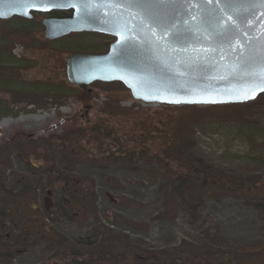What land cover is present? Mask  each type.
Wrapping results in <instances>:
<instances>
[{"label": "rangeland", "instance_id": "obj_1", "mask_svg": "<svg viewBox=\"0 0 264 264\" xmlns=\"http://www.w3.org/2000/svg\"><path fill=\"white\" fill-rule=\"evenodd\" d=\"M35 16L0 21V264H60L63 250L80 261L113 249L133 264L136 255L190 247L241 249L240 264H264V97L186 114L136 102L120 83L79 90L67 80L69 56L104 55L115 39L81 33L48 41L44 16ZM162 111L182 121L174 131L180 148L160 154L159 140L149 145L160 162L109 163L90 137L68 147L57 127L68 118L91 127L104 120L121 134L131 132L130 115ZM20 133L31 143H3ZM196 161L257 188V196L193 194L180 183V163ZM22 178L32 180L35 193L17 207L11 190ZM64 178L82 185V204L73 209L56 203ZM34 221L46 233L34 230Z\"/></svg>", "mask_w": 264, "mask_h": 264}, {"label": "water", "instance_id": "obj_2", "mask_svg": "<svg viewBox=\"0 0 264 264\" xmlns=\"http://www.w3.org/2000/svg\"><path fill=\"white\" fill-rule=\"evenodd\" d=\"M35 15L44 16L48 41L115 39L104 55L69 56L67 80L79 90L120 83L134 101L166 107L244 105L264 95L245 98L264 73V0H0V21Z\"/></svg>", "mask_w": 264, "mask_h": 264}, {"label": "trees", "instance_id": "obj_3", "mask_svg": "<svg viewBox=\"0 0 264 264\" xmlns=\"http://www.w3.org/2000/svg\"><path fill=\"white\" fill-rule=\"evenodd\" d=\"M53 18H68L71 16L70 12H53L51 14ZM35 20V19H34ZM85 94V93H84ZM264 97V95L259 98ZM84 100V99H82ZM236 107V106H232ZM230 106L222 107H205L210 111L223 109L230 110ZM120 108V107H119ZM118 108V110H119ZM170 110V108H167ZM193 107H179L178 111H183L186 114L192 112ZM162 111L158 112L157 116H149L141 114H132L130 118L136 119L132 121L131 132L118 133L113 127L109 129L104 125V120L100 121L94 126L78 125L72 119H64L57 125L64 131L62 134L63 144L74 143L78 139L84 137H90L96 144L98 150L104 155L105 160L109 163H125L132 164L137 161H144L147 163L160 162L158 156L153 155L149 149V145L159 140L160 143L158 150L160 154H166L167 151H174V149L180 148L179 135L176 131L177 125H180L179 117L174 115H165ZM156 117V118H155ZM80 121V120H79ZM179 122V123H178ZM76 139V140H75ZM30 137H24L23 134H16L11 138L4 139L3 143L6 146L16 145L24 143H31ZM48 142V141H45ZM69 142V143H68ZM64 146V145H63ZM67 147V148H68ZM80 154L76 153V156ZM160 158V157H159ZM160 160L165 166H168L167 162L163 159ZM182 164L183 172L181 174V184L189 186L193 194L201 193L206 196H217L225 193L234 197H249L257 196L258 189L255 187H249L246 183L242 182L239 178L229 175V172L212 171L204 166L201 161H196L195 165L186 163ZM180 170H178L179 172ZM181 172V171H180ZM60 185L56 191V203L59 207L65 205L68 209H73L76 206H80L82 202H79L76 198V193L82 188L79 181L75 178H64L59 181ZM13 193L17 192L18 198L14 200L17 207H22L24 200L29 196L33 197L35 193L34 184L31 179H18L11 190ZM41 223V221H40ZM34 230L39 233H46L42 224H37L35 221L30 224ZM61 251V250H60ZM62 255H57L56 259L62 264H127L124 258L125 253H117L114 251H105L94 257H89L83 260L79 259V255L71 253L67 255L68 251L63 250ZM241 249L221 251L210 248H193L178 249L175 251H161L158 253H151L149 255H136L133 264H240L236 260L237 257H241ZM261 259H264V252L261 254ZM58 262V261H57ZM59 262V263H60ZM60 263V264H61ZM131 264V263H129Z\"/></svg>", "mask_w": 264, "mask_h": 264}, {"label": "snow or ice", "instance_id": "obj_4", "mask_svg": "<svg viewBox=\"0 0 264 264\" xmlns=\"http://www.w3.org/2000/svg\"><path fill=\"white\" fill-rule=\"evenodd\" d=\"M34 2H35V0H33V3ZM256 81H258V82L254 83L253 91L246 92L245 93V98H248L249 96L254 95L255 94V90L264 89V73L257 74Z\"/></svg>", "mask_w": 264, "mask_h": 264}, {"label": "flooded vegetation", "instance_id": "obj_5", "mask_svg": "<svg viewBox=\"0 0 264 264\" xmlns=\"http://www.w3.org/2000/svg\"><path fill=\"white\" fill-rule=\"evenodd\" d=\"M37 16L39 17V16H42V15H37ZM35 17H36V16H34V19H35ZM36 18H37V17H36ZM34 19H33V20H34ZM109 48H110V47H109Z\"/></svg>", "mask_w": 264, "mask_h": 264}]
</instances>
